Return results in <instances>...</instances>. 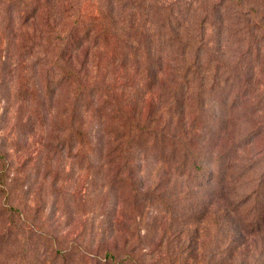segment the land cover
I'll list each match as a JSON object with an SVG mask.
<instances>
[{"label": "trees", "instance_id": "16d2710c", "mask_svg": "<svg viewBox=\"0 0 264 264\" xmlns=\"http://www.w3.org/2000/svg\"><path fill=\"white\" fill-rule=\"evenodd\" d=\"M7 1L0 47L6 36L5 51L31 61V87L21 82L15 95L35 121V164L45 149L52 164L87 150L95 192L118 216L128 201L136 211L163 203L181 224L216 210L236 233L228 259L264 247V1L20 0L17 11ZM23 60L12 77L25 75ZM150 161L164 170L141 189ZM20 179L0 144V264H28L32 251L51 258L34 264H75L82 244L36 230L45 208L14 202ZM168 182L177 192L159 189ZM114 223L109 235L122 241L90 261L145 264L126 223Z\"/></svg>", "mask_w": 264, "mask_h": 264}, {"label": "rangeland", "instance_id": "374dc122", "mask_svg": "<svg viewBox=\"0 0 264 264\" xmlns=\"http://www.w3.org/2000/svg\"><path fill=\"white\" fill-rule=\"evenodd\" d=\"M16 5L14 10H20V0H12ZM264 0H253L257 6ZM9 2L0 0V21L5 20L11 11L7 10ZM17 12H14V15ZM0 23V34L2 29ZM3 36V35H2ZM3 44L0 47V144L6 148L13 172L20 175L21 179L15 189L14 202L23 204L42 205L45 211L33 218V226L39 231L59 232L68 238H75L82 245L81 252L76 253L75 264H93L89 258L101 256V251L108 244L112 247L116 242H121V237H110L111 229L116 226L114 219L123 220L129 230L130 244L140 243L145 264H264V247L254 248L250 246L248 256L235 255L232 259L226 257L224 243L229 242V237L236 234L228 231L226 223L222 222L219 211L213 210L212 215H190V218L179 223L177 219L169 218L168 210L162 207L163 203L153 204L152 207L139 206V211L133 210V202H126L122 210L117 213L113 200L103 201V195L95 192L93 176L95 170L87 163V150L84 157L74 159L70 157L65 164H59V156L56 163L45 160L48 158V150L42 152L40 162L32 161L31 152L36 147L35 135L32 132L34 122H28L26 111L21 108L20 99L15 95L20 83L31 87L33 78L30 67V58L18 57L17 53L5 51ZM17 54V55H16ZM17 58L24 59L25 75L10 73L13 62ZM27 71L29 73L27 74ZM13 79V80H12ZM25 100V99H24ZM23 107V106H22ZM42 107L37 125L47 129L49 122L43 120ZM41 121V122H40ZM42 134V133H41ZM134 157V162H138ZM136 166V165H135ZM137 169V167H136ZM210 166L206 167V171ZM164 168L150 161L139 175L140 188L153 187L156 178H160ZM154 189V187H153ZM165 192H177L172 182L159 186ZM170 206H178L184 200H170ZM154 209V210H153ZM201 221V222H200ZM140 236H138V231ZM103 233V234H100ZM198 236L201 237L198 241ZM229 240V241H227ZM196 246H199L195 249ZM36 246L33 247L35 249ZM41 252V247H38ZM243 248V247H242ZM88 253L85 254L84 253ZM87 251V252H86ZM85 254V255H84ZM84 255V256H82ZM35 252L30 253L28 264H34L33 257H38ZM40 260H51L46 254L38 257ZM89 260V263H88Z\"/></svg>", "mask_w": 264, "mask_h": 264}]
</instances>
